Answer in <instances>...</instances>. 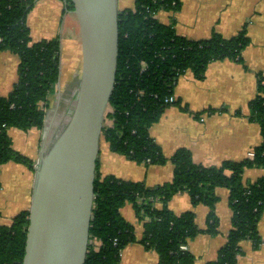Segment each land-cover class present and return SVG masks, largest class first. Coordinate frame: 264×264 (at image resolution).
I'll use <instances>...</instances> for the list:
<instances>
[{"label": "trees", "instance_id": "1", "mask_svg": "<svg viewBox=\"0 0 264 264\" xmlns=\"http://www.w3.org/2000/svg\"><path fill=\"white\" fill-rule=\"evenodd\" d=\"M37 1L0 0V50H10L20 58L14 88L7 95H0V167L15 161L36 171L34 161L13 147L8 129H46L55 105L52 96L61 73V41L59 37L33 41L27 18ZM135 1L133 7L119 12L118 69L103 136L112 151L130 160L163 164L169 158L152 137L150 128L171 104L181 106L179 100H166L173 96L178 78L191 70L202 79L212 61L241 60L249 36L244 29L231 37L214 31L209 38L188 39L179 35L173 25L156 17L160 10L180 9L182 0ZM67 3L70 9L74 8L71 0ZM73 104L56 135L66 124ZM249 108L250 118L259 122L264 138V74H259V92ZM60 110L57 119L63 113ZM171 160L175 165L173 179L155 186L113 174L103 175L97 160V196L85 264H120L122 249L136 241L156 250L161 264H192L196 256L182 245H188L201 232L218 231V187L231 191L233 226L217 259L208 264H238L243 240L260 246L258 225L264 211V175L247 181L243 174L247 168L264 167V141L253 148V158L226 160L219 166L195 163L187 148L178 149ZM182 191L190 192L193 204L202 203L210 208L206 229L199 228L194 211L177 214L170 208V198ZM126 203L133 205L144 222L140 239L135 226L121 212ZM29 223V209L20 211L9 224L0 222V264L23 263Z\"/></svg>", "mask_w": 264, "mask_h": 264}, {"label": "crops", "instance_id": "2", "mask_svg": "<svg viewBox=\"0 0 264 264\" xmlns=\"http://www.w3.org/2000/svg\"><path fill=\"white\" fill-rule=\"evenodd\" d=\"M118 2L119 9H124L133 7L136 1ZM71 10L65 0L37 1L27 18L33 41L54 37H61L62 40L66 35L75 36L77 25L79 28L80 25L76 14ZM66 12L70 21L65 29L62 21ZM156 17L163 23L173 25L179 35L193 40L209 38L214 31L231 37L246 27L249 43L242 51L241 60L226 58L212 61L202 79L197 78L191 70L178 78L173 96L181 102V106L167 107L161 118L150 128L152 137L163 149V154L169 158L165 163L146 164L130 160L125 155L112 151L102 136L104 142L101 141L98 156L100 172L103 175L113 174L155 186L173 179L175 165L171 157L180 148L189 149L195 163L204 166H219L226 160L253 158V148L264 141L259 122L250 118L249 108L250 101L259 92V74H264V0H182L180 9L160 10ZM62 26L66 35L61 33ZM70 39L73 41V37ZM19 62L20 58L14 52L0 50V95H7L14 88L18 80ZM76 66H73L72 79L65 89L62 88L63 73L60 84L56 85L52 96L55 105L49 118L54 122L48 140L56 132L55 108L59 102H65L71 83L76 84L82 68V57ZM77 92L78 86L74 98ZM47 129L32 127L23 130L10 127L8 132L13 147L30 157L37 166ZM35 172L34 169L15 161L1 165L0 217L4 218V222L0 220L1 223H11L16 214L30 208ZM22 175H27V178L24 179ZM243 175L245 180L254 181L264 175V167L247 168ZM20 181H25V192H17ZM15 192L22 196L14 195ZM216 194L219 196L216 203L218 231L201 232L189 240L188 249L196 256L192 264H208L216 260L232 229L231 191L227 187H218ZM2 199L6 202L9 200L11 215H3ZM24 200L26 207H20ZM169 206L177 214L194 211L199 228H207L210 208L202 203L193 204L189 191L173 195ZM121 212L135 226L137 238H142L144 222L137 216L133 205L126 203ZM258 228L262 239L260 246L255 247L251 240H243V253L239 256L238 264H264V211ZM120 264L161 263L156 250L136 241L122 249Z\"/></svg>", "mask_w": 264, "mask_h": 264}, {"label": "water", "instance_id": "3", "mask_svg": "<svg viewBox=\"0 0 264 264\" xmlns=\"http://www.w3.org/2000/svg\"><path fill=\"white\" fill-rule=\"evenodd\" d=\"M118 1L71 0L82 40L78 92L66 124L49 140L54 121L48 120L36 166L22 264L86 262L97 196V160L118 69Z\"/></svg>", "mask_w": 264, "mask_h": 264}, {"label": "rangeland", "instance_id": "4", "mask_svg": "<svg viewBox=\"0 0 264 264\" xmlns=\"http://www.w3.org/2000/svg\"><path fill=\"white\" fill-rule=\"evenodd\" d=\"M125 1H127V0H125ZM162 11H165V10H162ZM166 11H172V10H166ZM66 16H67V12L63 16V21H62V24L64 25V28L68 26L69 21H70V17H68V16L66 17ZM74 19H76V17H74ZM64 28L62 26L61 33L63 32L65 34L64 30L66 28L65 29ZM244 29L246 30V27L243 28L242 30H244ZM241 31H239V32H241ZM62 36H63V34H62ZM69 36L70 35H66L65 39H62V40H61V37H59L60 41H61V68L63 69V72H61V74L63 73V76H62V79H63L62 88H64L68 84V82L72 79V76H73V73H74V71L72 72L73 66H76L77 62H78V65H79V62L81 61V57H82L81 56L82 55L81 30H80L78 25H77V31L75 32V36H70V37H73V41H71ZM76 68H79V66H76ZM58 93H59V91H58ZM175 105L176 104H171L170 106H175ZM101 141L104 142L103 137L101 138ZM22 164H24V163H22ZM24 165L29 167L27 164H24ZM18 173H20V172H18ZM22 177L25 179V178H27V175H22ZM24 187H25V181L24 182L20 181L19 182V190L17 192H19V193L20 192H25ZM17 192H15L14 195L22 196V195H20ZM5 202L6 201L4 199H2L1 203L3 205L1 207L3 209V215L8 216V215H11L10 208H8L9 200H8V202H6V203ZM24 203H26L25 200L23 201V203L21 204L20 207H26V204H24ZM0 220L4 222V218L3 217H0Z\"/></svg>", "mask_w": 264, "mask_h": 264}, {"label": "flooded vegetation", "instance_id": "5", "mask_svg": "<svg viewBox=\"0 0 264 264\" xmlns=\"http://www.w3.org/2000/svg\"><path fill=\"white\" fill-rule=\"evenodd\" d=\"M77 89V83H71L70 88L67 90L66 92V98H65V102H67L65 105H60V113L63 110V113L60 115L59 119H57V122L55 123V131L58 130L62 124V122L65 120L66 118V113H68V108L70 107L71 103L75 100L74 98V93ZM55 135V133H54Z\"/></svg>", "mask_w": 264, "mask_h": 264}, {"label": "built area", "instance_id": "6", "mask_svg": "<svg viewBox=\"0 0 264 264\" xmlns=\"http://www.w3.org/2000/svg\"><path fill=\"white\" fill-rule=\"evenodd\" d=\"M166 100H167V102H171V103H173V102L176 101V98H175L174 96H171V97H169V98L166 99ZM182 248H183V249H187L188 246H187V245H182Z\"/></svg>", "mask_w": 264, "mask_h": 264}]
</instances>
